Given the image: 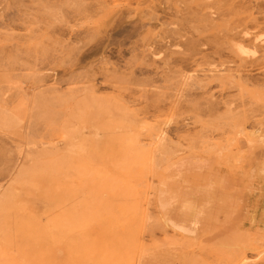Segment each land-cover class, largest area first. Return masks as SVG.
<instances>
[{"label":"rangeland","instance_id":"1","mask_svg":"<svg viewBox=\"0 0 264 264\" xmlns=\"http://www.w3.org/2000/svg\"><path fill=\"white\" fill-rule=\"evenodd\" d=\"M263 164L264 0H0V264H264Z\"/></svg>","mask_w":264,"mask_h":264},{"label":"bare ground","instance_id":"2","mask_svg":"<svg viewBox=\"0 0 264 264\" xmlns=\"http://www.w3.org/2000/svg\"><path fill=\"white\" fill-rule=\"evenodd\" d=\"M241 32V31H240ZM244 32V31H243ZM242 32V33H243ZM247 36V33H244L243 34V36ZM253 44V43H252ZM240 47H241V45H240ZM243 51H244V49H242ZM242 51V52H243ZM239 52H240V50H239ZM101 112H103V111H101ZM113 137H115V136H113ZM116 138H117V136H116ZM120 142L122 143L123 141L122 140H120ZM125 142V141H124ZM110 143V142H109ZM124 144V143H123ZM109 146L111 147V145L109 144ZM123 147V146H122ZM123 149V148H122ZM116 150V149H115ZM121 151H123L124 153L127 151L126 150V148H124L123 150H121ZM139 151V150H138ZM112 152V151H111ZM115 151H113V153H114ZM137 153V152H136ZM114 154H116V152L114 153ZM128 154V153H127ZM142 154V153H141ZM135 155V154H134ZM143 156V155H142ZM137 157V156H136ZM145 157V156H144ZM156 157V156H155ZM157 158V157H156ZM135 159V158H134ZM145 159H146V157H145ZM114 161H115V159H114ZM135 161V160H134ZM137 161H138V157H137ZM212 161V160H211ZM135 164H136V162H135ZM138 164H140V159H139V163ZM228 165V164H227ZM264 165V164H263ZM140 166H142V165H140ZM230 166V165H229ZM113 167V166H112ZM114 168H117V167H114ZM262 168H263V166H262ZM120 169V168H119ZM121 173V172H120ZM114 175V174H113ZM115 175H117V174H115ZM114 178V177H113ZM106 180V179H105ZM104 180V181H105ZM102 182V181H101ZM107 182V180L105 181V183ZM108 182H109V180H108ZM177 182V181H176ZM113 183V182H112ZM116 183H117V181H116ZM109 184V183H108ZM122 184V183H121ZM118 185V184H117ZM124 185V184H123ZM162 185V184H161ZM234 185V184H233ZM102 186V185H101ZM107 187V186H106ZM112 187H113V185H112ZM114 187H115V185H114ZM122 187V186H121ZM134 187V186H133ZM136 187V186H135ZM222 187V186H221ZM103 188V190H107L106 188H104V187H102ZM110 187H108V189H109ZM117 188H118V186H117ZM120 188V187H119ZM162 188V187H161ZM113 189V188H112ZM126 189V188H125ZM124 189V190H125ZM129 189V188H128ZM128 189H126V192H128ZM136 189V188H135ZM116 190V189H115ZM114 190V191H115ZM110 191V190H109ZM110 192H113V191H110ZM141 192V191H140ZM106 193H107V191H106ZM123 193H125V192H123ZM133 193V192H132ZM161 193V192H160ZM122 195L121 194V191L120 192H115L114 194H113V196L115 197V196H118V195ZM137 194H139V193H137ZM165 194V193H164ZM109 195V194H108ZM124 195V194H123ZM129 195V193L126 195V196H128ZM137 196V195H136ZM141 196V195H140ZM131 197H132V195H131ZM133 197H135V196H133ZM107 198V197H106ZM105 198V199H106ZM104 199V200H105ZM115 199V198H114ZM127 199V201H128V198H126ZM131 199V198H130ZM139 199V198H138ZM137 199V200H138ZM141 199V198H140ZM164 199V198H163ZM106 200H108V198L106 199ZM110 200V199H109ZM120 200H122L121 198H120ZM124 200V199H123ZM135 200H136V198H135ZM142 200V199H141ZM160 200L162 201V199L160 198ZM101 201H102V199H101ZM114 201V200H113ZM112 201V202H113ZM129 201H131V200H129ZM128 201V202H129ZM125 202V201H124ZM132 202V201H131ZM169 202V201H168ZM167 202V203H168ZM102 204H101V209H103L102 211H103V217L99 214V216H101L103 219H104V221L106 222V224L108 225V227H109V233H110V237L113 239V241H112V244H107V243H103V241H101V239H105V238H107V237H103V238H101V239H99V242H97V243H93V242H90V241H86V242H84V243H82V246H81V248L80 249H78L77 251H69V252H67L68 253V256H67V254H66V256L67 257H69V260H66V262H65V264H77V260H79V261H82V260H87V259H91L95 264H125V261H124V256H125V246H124V244H126L125 242V240H124V236L123 235H121L119 232L121 231V228H120V224L121 223H123L124 224V222H126L127 221V219H130V220H135L134 218H135V216H131V213H130V210L131 209H133V208H131L128 204H122V202H121V204H117L116 202V204L115 205H112L111 203H109V201H104V202H101ZM132 203H134V202H132ZM165 203V202H164ZM131 204V203H130ZM137 204V203H136ZM187 204V203H186ZM134 205V204H133ZM183 205V204H182ZM138 206H139V204H138ZM165 207V206H164ZM188 207V206H187ZM190 207V206H189ZM100 209V208H99ZM135 209H137V208H135ZM191 210H193V209H191ZM101 211V210H100ZM101 211V212H102ZM134 212V211H133ZM185 213V212H184ZM191 213V212H190ZM194 213V212H193ZM97 214V213H96ZM136 215V214H135ZM139 215V214H138ZM193 215V214H192ZM191 216V215H190ZM192 217V216H191ZM100 218V217H99ZM102 218L100 219V220H102ZM139 218V217H138ZM188 218V220H189V216L187 217ZM173 219V218H172ZM129 220V221H130ZM171 221V220H170ZM174 221V220H173ZM97 222H99V221H97ZM142 222H144V220L142 221ZM194 222V221H193ZM132 223H133V221H132ZM173 223V222H172ZM171 223V224H172ZM184 223V222H183ZM196 223V222H195ZM102 224V223H101ZM134 224V223H133ZM136 224H137V222H136ZM174 224H175V222H174ZM174 224H172L173 226H174ZM114 225H115V227H114ZM127 225V224H126ZM129 225H130V223H129ZM142 225H143V223H142ZM176 225V224H175ZM195 225V224H194ZM104 226V225H103ZM102 226V227H103ZM177 226H179L178 224H177ZM182 226V225H181ZM180 226V227H181ZM135 227H136V225H135ZM65 228V227H64ZM130 228H131V225H130ZM181 228H183V227H181ZM42 229H44V228H42ZM63 229V228H62ZM105 229V228H104ZM107 229V228H106ZM105 229V230H106ZM137 229V228H136ZM178 229V228H177ZM180 229V228H179ZM178 229V230H179ZM45 231H46V229H44ZM51 230V229H50ZM56 230V229H55ZM54 230V231H55ZM67 230H68V227H67ZM129 231H130V229H128ZM139 230V229H138ZM58 231V230H57ZM71 231V230H70ZM131 231H133V230H131ZM182 231V230H181ZM49 232V231H48ZM68 232H69V230H68ZM105 232V231H104ZM103 231H102V233H104ZM42 233H43V231H42ZM64 233H66L67 234V232L65 231ZM106 233V232H105ZM131 234H132V232H130ZM51 234H52V232H51ZM65 234V235H66ZM67 235H69V234H67ZM127 235V234H126ZM125 235V236H126ZM64 236V235H63ZM86 236V235H85ZM109 236V235H108ZM129 236V235H128ZM55 237V236H54ZM68 237V236H67ZM100 237V236H99ZM65 238V237H64ZM69 238H71V237H69ZM85 239H86V237H85ZM108 239V238H107ZM105 242V241H104ZM129 242H131V241H129ZM134 242V241H133ZM110 243V242H109ZM132 243V242H131ZM136 244V243H135ZM231 244V243H230ZM71 246H72V244H71ZM228 246V245H227ZM122 247V248H121ZM127 248H128V246H127ZM69 250H71V248L69 249ZM129 250V249H128ZM127 253V252H126ZM127 256V255H126ZM129 257V256H128ZM126 260V259H125ZM124 261V262H123ZM192 261V260H191ZM129 262V261H128ZM83 263V262H82Z\"/></svg>","mask_w":264,"mask_h":264}]
</instances>
